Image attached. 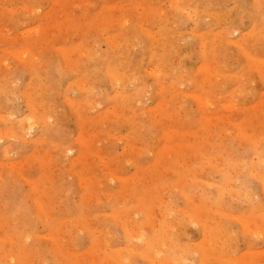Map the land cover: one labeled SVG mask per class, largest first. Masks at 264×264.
I'll return each instance as SVG.
<instances>
[{
    "label": "rangeland",
    "instance_id": "1",
    "mask_svg": "<svg viewBox=\"0 0 264 264\" xmlns=\"http://www.w3.org/2000/svg\"><path fill=\"white\" fill-rule=\"evenodd\" d=\"M0 264H264V0H0Z\"/></svg>",
    "mask_w": 264,
    "mask_h": 264
},
{
    "label": "bare ground",
    "instance_id": "2",
    "mask_svg": "<svg viewBox=\"0 0 264 264\" xmlns=\"http://www.w3.org/2000/svg\"><path fill=\"white\" fill-rule=\"evenodd\" d=\"M22 50V49H21ZM25 50V49H24ZM26 51V50H25ZM88 52V51H87ZM27 55V54H26ZM23 56V55H22ZM21 57V56H20ZM36 58V57H35ZM29 59V58H28ZM207 66V65H206ZM204 67V66H203ZM209 67V66H208ZM207 68V67H206ZM208 69V68H207ZM125 71V70H124ZM78 85V84H77ZM196 96V95H195ZM197 97V96H196ZM200 97H202V96H200ZM198 99H201V101H203L202 100V98H199V96H198ZM204 102V101H203ZM202 105H204V104H202ZM119 113V112H118ZM30 127V126H29ZM33 127V126H32ZM9 132V131H8ZM5 134V133H4ZM14 134V133H13ZM9 137V136H8ZM191 215V214H190Z\"/></svg>",
    "mask_w": 264,
    "mask_h": 264
}]
</instances>
